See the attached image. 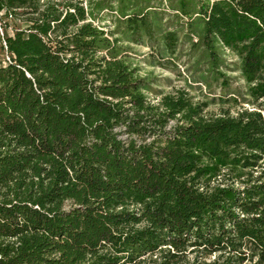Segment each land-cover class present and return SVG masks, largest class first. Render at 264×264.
<instances>
[{
	"label": "trees",
	"instance_id": "16d2710c",
	"mask_svg": "<svg viewBox=\"0 0 264 264\" xmlns=\"http://www.w3.org/2000/svg\"><path fill=\"white\" fill-rule=\"evenodd\" d=\"M176 11L211 71L238 58L236 115L149 102L81 2L0 0V264H264V0Z\"/></svg>",
	"mask_w": 264,
	"mask_h": 264
},
{
	"label": "rangeland",
	"instance_id": "374dc122",
	"mask_svg": "<svg viewBox=\"0 0 264 264\" xmlns=\"http://www.w3.org/2000/svg\"><path fill=\"white\" fill-rule=\"evenodd\" d=\"M86 9L88 21L117 40L121 55L148 85L147 100L155 104L164 95L182 91L192 103L205 104L204 116L224 113L236 115L246 85L239 71L238 58L229 51L220 52L223 63L211 71L204 49L197 43V15L182 16L176 11L177 0H75ZM124 10L122 17L119 9ZM17 12L15 25L24 28L26 16ZM145 20L149 31H131L129 20ZM130 17V19H127ZM138 25V24H137ZM175 45L168 48L167 34ZM1 54V50H0Z\"/></svg>",
	"mask_w": 264,
	"mask_h": 264
},
{
	"label": "built area",
	"instance_id": "2783aa9c",
	"mask_svg": "<svg viewBox=\"0 0 264 264\" xmlns=\"http://www.w3.org/2000/svg\"><path fill=\"white\" fill-rule=\"evenodd\" d=\"M0 35H2L1 29H0ZM3 45H4V43H3ZM6 62H9V56L8 55L4 56V63H6Z\"/></svg>",
	"mask_w": 264,
	"mask_h": 264
}]
</instances>
